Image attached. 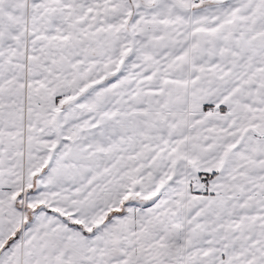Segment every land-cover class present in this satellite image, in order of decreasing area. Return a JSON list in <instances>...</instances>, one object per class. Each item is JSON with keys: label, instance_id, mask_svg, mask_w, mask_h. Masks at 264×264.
Masks as SVG:
<instances>
[{"label": "snow or ice", "instance_id": "obj_1", "mask_svg": "<svg viewBox=\"0 0 264 264\" xmlns=\"http://www.w3.org/2000/svg\"><path fill=\"white\" fill-rule=\"evenodd\" d=\"M0 264H264V0H0Z\"/></svg>", "mask_w": 264, "mask_h": 264}]
</instances>
